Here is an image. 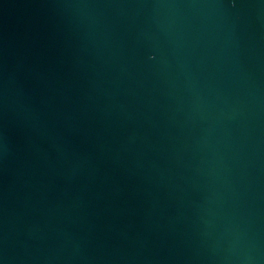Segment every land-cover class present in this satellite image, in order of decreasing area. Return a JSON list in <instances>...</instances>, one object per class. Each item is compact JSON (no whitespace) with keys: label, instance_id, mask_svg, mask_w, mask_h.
Listing matches in <instances>:
<instances>
[{"label":"water","instance_id":"95a60500","mask_svg":"<svg viewBox=\"0 0 264 264\" xmlns=\"http://www.w3.org/2000/svg\"><path fill=\"white\" fill-rule=\"evenodd\" d=\"M0 264H264V0H0Z\"/></svg>","mask_w":264,"mask_h":264}]
</instances>
